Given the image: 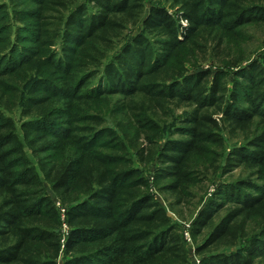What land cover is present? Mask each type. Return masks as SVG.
<instances>
[{"label":"trees","instance_id":"trees-1","mask_svg":"<svg viewBox=\"0 0 264 264\" xmlns=\"http://www.w3.org/2000/svg\"><path fill=\"white\" fill-rule=\"evenodd\" d=\"M0 264H264V0H0Z\"/></svg>","mask_w":264,"mask_h":264},{"label":"rangeland","instance_id":"rangeland-1","mask_svg":"<svg viewBox=\"0 0 264 264\" xmlns=\"http://www.w3.org/2000/svg\"><path fill=\"white\" fill-rule=\"evenodd\" d=\"M233 173H236V171H234ZM163 197L164 196H158V198L160 199V201L162 202H164V203H166V201L165 200H163ZM174 217V216H173ZM175 218V217H174ZM176 221H179V222H182V220H181V218L179 217V216H176ZM184 222H182V224H184L183 225V228H185V229H187V227H188V223H186V219L185 220H183ZM188 238H189V241H188V245H189V253H190V261L192 262V263H196L197 262V259H196V257L194 256V254H193V245L199 240V238H196L195 240L193 239V238H190V236L188 235ZM196 241V242H195Z\"/></svg>","mask_w":264,"mask_h":264},{"label":"built area","instance_id":"built-area-1","mask_svg":"<svg viewBox=\"0 0 264 264\" xmlns=\"http://www.w3.org/2000/svg\"><path fill=\"white\" fill-rule=\"evenodd\" d=\"M185 235H186V238L189 240V238H188V234H187V233H185Z\"/></svg>","mask_w":264,"mask_h":264}]
</instances>
